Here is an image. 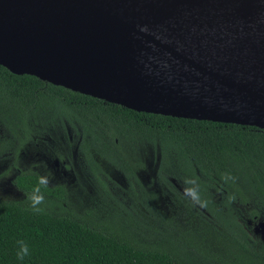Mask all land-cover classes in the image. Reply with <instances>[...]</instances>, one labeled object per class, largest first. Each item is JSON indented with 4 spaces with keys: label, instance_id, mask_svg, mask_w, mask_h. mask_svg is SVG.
<instances>
[{
    "label": "trees",
    "instance_id": "trees-1",
    "mask_svg": "<svg viewBox=\"0 0 264 264\" xmlns=\"http://www.w3.org/2000/svg\"><path fill=\"white\" fill-rule=\"evenodd\" d=\"M56 126L72 136L94 174L110 165L136 177L146 147L159 157L158 178L176 165L181 179H195L207 206H193L182 192L177 199L197 226L196 241L186 242L193 251L179 248L186 236L170 242L165 235L170 244L140 238L142 219L129 213L100 219L92 209L77 212L63 184L41 187L44 211L34 213L26 197L41 175L18 167V155ZM0 130V156L10 158L5 173L23 194L0 198V264H264V243L241 222L264 219V129L137 112L0 65ZM225 173L235 182L225 183ZM20 240L30 251L24 260L16 256Z\"/></svg>",
    "mask_w": 264,
    "mask_h": 264
},
{
    "label": "water",
    "instance_id": "water-1",
    "mask_svg": "<svg viewBox=\"0 0 264 264\" xmlns=\"http://www.w3.org/2000/svg\"><path fill=\"white\" fill-rule=\"evenodd\" d=\"M0 65L137 112L264 129V0H0Z\"/></svg>",
    "mask_w": 264,
    "mask_h": 264
},
{
    "label": "rangeland",
    "instance_id": "rangeland-1",
    "mask_svg": "<svg viewBox=\"0 0 264 264\" xmlns=\"http://www.w3.org/2000/svg\"><path fill=\"white\" fill-rule=\"evenodd\" d=\"M139 154L144 166L136 177H128L110 165L104 168V172L94 174L89 170L72 136L56 126V129L36 134L33 144L18 155V167L22 170L30 168L41 175H54L51 184L67 186V206H74L77 212L92 209L99 214L100 219L112 218L116 216L115 213L121 216L129 213L142 219L138 228H135L136 234L142 235L140 238L170 244L164 239L165 235L170 242L172 237L186 236L185 241H178L179 248L193 251L192 246L186 245V242L196 241L197 226L195 221H189L186 208L177 200L179 192L183 193L184 188L177 166H162L165 178L160 179L157 177L161 168L159 157L146 147L139 149ZM7 156H0V198L19 199L23 194L12 183L13 173L10 170L5 173L10 166V158ZM241 222L251 236L258 237L264 243L262 214L252 224L250 221ZM152 233L163 235L154 236ZM210 239V236H206L202 241L209 245ZM215 247L219 250L218 244ZM223 253L224 249L218 251V254Z\"/></svg>",
    "mask_w": 264,
    "mask_h": 264
},
{
    "label": "clouds",
    "instance_id": "clouds-1",
    "mask_svg": "<svg viewBox=\"0 0 264 264\" xmlns=\"http://www.w3.org/2000/svg\"><path fill=\"white\" fill-rule=\"evenodd\" d=\"M54 179V175H41L38 178L37 186L32 189V192L26 197V199L30 202L31 210L34 213H42L44 208L41 205L45 204L44 195L41 192V187L47 188L51 185L52 180ZM221 179L227 183L228 181L235 182L236 177L232 176L230 173H225L221 175ZM183 184L185 187L183 188V194L185 198L189 199L193 206H199L201 208L207 206V201L201 199L199 194V185L196 183V180L193 178H185L183 180ZM230 199L234 200L235 197H230ZM19 248L16 253L18 260H24L25 257L30 255L29 247L27 243L23 240L17 241Z\"/></svg>",
    "mask_w": 264,
    "mask_h": 264
},
{
    "label": "flooded vegetation",
    "instance_id": "flooded-vegetation-1",
    "mask_svg": "<svg viewBox=\"0 0 264 264\" xmlns=\"http://www.w3.org/2000/svg\"><path fill=\"white\" fill-rule=\"evenodd\" d=\"M41 175V174H40ZM51 185H53V184H51Z\"/></svg>",
    "mask_w": 264,
    "mask_h": 264
}]
</instances>
